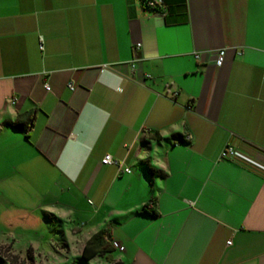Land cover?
<instances>
[{
    "label": "crops",
    "instance_id": "obj_1",
    "mask_svg": "<svg viewBox=\"0 0 264 264\" xmlns=\"http://www.w3.org/2000/svg\"><path fill=\"white\" fill-rule=\"evenodd\" d=\"M230 144L264 168V0H0V185L80 254L103 230L114 263L264 264V171Z\"/></svg>",
    "mask_w": 264,
    "mask_h": 264
},
{
    "label": "rangeland",
    "instance_id": "obj_2",
    "mask_svg": "<svg viewBox=\"0 0 264 264\" xmlns=\"http://www.w3.org/2000/svg\"><path fill=\"white\" fill-rule=\"evenodd\" d=\"M26 201L31 191H21ZM39 200V199H38ZM36 200V202L38 201ZM23 200H14V192L10 187L0 185V261L2 264H72L80 254V243L71 237L67 229L74 231L78 223H60L51 219L49 213H43L40 207L30 209L23 207ZM31 202H35L32 201ZM27 209L31 214L24 215L19 223L17 211ZM32 210V211H30ZM45 216L49 221H46ZM14 220V221H13ZM68 233L66 243L63 234ZM75 236L77 233H73ZM85 234V233H84ZM87 234V233H86ZM68 259V260H67ZM106 258L96 257L88 264H105ZM84 264V263H79ZM110 264H114V261Z\"/></svg>",
    "mask_w": 264,
    "mask_h": 264
},
{
    "label": "trees",
    "instance_id": "obj_3",
    "mask_svg": "<svg viewBox=\"0 0 264 264\" xmlns=\"http://www.w3.org/2000/svg\"><path fill=\"white\" fill-rule=\"evenodd\" d=\"M143 4V7L145 10L149 11H157L160 9V7L163 6L164 0H161L160 3H156V0H140ZM148 2H153L155 5L153 8L147 7ZM29 124H30V117H27L24 122H20L17 120L15 123L10 124L12 129L18 132H22L24 134L28 133L29 130ZM150 140H159V135L155 133L154 135L149 136ZM174 141H176L179 144H187L188 142L185 140L184 137L180 135H174L172 137ZM144 167L146 169L147 175L151 178L153 176H161L162 173L156 170L151 169L147 163L144 164ZM145 212V211H144ZM147 213V212H145ZM150 215L155 217L156 213L150 212ZM108 232L107 231H99L98 233H95L92 235L85 245L82 248L81 254L79 257L75 258V261H73L72 264H79L84 263L88 264L91 260L95 259L96 257H102L104 256L106 258V261L109 263L113 262V259L111 258V254L115 252V248L113 247L112 243L107 239ZM0 264L2 262L0 261ZM114 264H121V263H114Z\"/></svg>",
    "mask_w": 264,
    "mask_h": 264
},
{
    "label": "built area",
    "instance_id": "obj_4",
    "mask_svg": "<svg viewBox=\"0 0 264 264\" xmlns=\"http://www.w3.org/2000/svg\"><path fill=\"white\" fill-rule=\"evenodd\" d=\"M156 3H160L161 0H156ZM154 3L153 2H148L147 3V7L149 8H153L154 7ZM140 45H136V48H139ZM226 56V50L222 49L220 50L217 55H216V59H215V65L216 67L220 68L223 66L224 64V59ZM69 89L72 91L73 87L71 85L68 86ZM44 89L46 91H49V86L48 85H44ZM220 160L221 161H240L243 163H246L252 167H255L259 170L264 171V168L261 167L259 164H257L255 161H253L252 159L246 157L245 155H243L237 148L236 145H226L224 147V149L221 151L220 153ZM101 164L104 166H114L117 168H120V163L115 161L111 156L107 155L105 156L102 160H101ZM126 174H129L130 171L129 170H125Z\"/></svg>",
    "mask_w": 264,
    "mask_h": 264
},
{
    "label": "water",
    "instance_id": "obj_5",
    "mask_svg": "<svg viewBox=\"0 0 264 264\" xmlns=\"http://www.w3.org/2000/svg\"><path fill=\"white\" fill-rule=\"evenodd\" d=\"M107 239H108V240H110V237H109V236H107Z\"/></svg>",
    "mask_w": 264,
    "mask_h": 264
}]
</instances>
